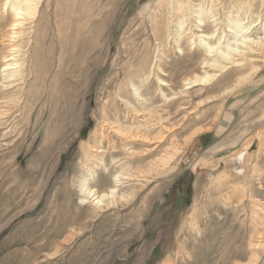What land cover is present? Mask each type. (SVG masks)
I'll return each instance as SVG.
<instances>
[{"label":"rangeland","instance_id":"374dc122","mask_svg":"<svg viewBox=\"0 0 264 264\" xmlns=\"http://www.w3.org/2000/svg\"><path fill=\"white\" fill-rule=\"evenodd\" d=\"M233 1L222 0L225 15ZM191 2L198 9V0ZM165 4L163 0H42L33 23L23 26L17 42L23 64L20 102L15 101L12 115L0 126V264L249 261L254 233L264 229V141L260 145L259 140L264 138V67L254 82L226 98L217 128L197 135L172 163L159 164L157 173H151L149 183L131 201L98 213L80 204L79 183L94 161L84 157L80 143L89 141L104 109L107 120L118 121L123 128L132 124L119 96L140 103L133 88L127 96L120 91L125 75L132 74L134 87L141 86L143 93L150 85L143 96L145 107L165 109L163 96L168 91L157 94L154 79L144 83L138 64H152L155 41L150 36L161 31L153 27L152 16L164 11ZM252 4L248 15L255 21L257 13L264 15V5L258 0ZM0 16L1 59L10 7ZM165 19L157 18L163 23ZM262 24L253 30L255 36L262 33ZM233 37L229 34L223 41L233 44ZM159 50L160 55L162 47ZM163 51L162 58L155 53L159 60L153 64L162 61L166 67L158 73L160 78L175 83L197 67L201 57L196 49L176 54L168 43ZM239 70H229L207 87L187 90L188 95H180L177 109H168L173 114L217 96L245 72ZM216 105L207 101L184 121L178 122L181 115L175 114L170 121L177 124L175 143L207 126ZM167 145L131 158L127 165L140 169L156 162ZM101 147L93 155H103L104 166L92 168L89 183L106 192L120 164L113 159L124 155L118 142L115 148L105 142ZM236 190L241 200L225 205V197ZM255 264H264V247Z\"/></svg>","mask_w":264,"mask_h":264},{"label":"bare ground","instance_id":"6f19581e","mask_svg":"<svg viewBox=\"0 0 264 264\" xmlns=\"http://www.w3.org/2000/svg\"><path fill=\"white\" fill-rule=\"evenodd\" d=\"M41 1L4 0L2 6L0 5L2 7L0 8V13H4V10L9 7L12 12L11 21L8 25L9 29L7 35H5L7 42L4 44L5 49L2 53L4 55L0 59V96L2 95L0 97V126H3L6 120L12 115L13 105L18 100L19 94H21L18 90L20 88L19 86L23 83L21 75L23 64L18 59L19 55L17 54L20 49L17 42L21 37L23 26L32 24L36 18L38 5ZM252 1L255 0H234L232 10H229V14L226 13L225 15L223 13L224 6L221 3L222 0H198V9L193 8L195 6H191V0H163L166 3L165 10L152 16L154 19L153 27L155 29L158 27L161 28L160 33H152L150 36V39L155 41L153 44L155 47L153 50L154 54L151 52L153 54L152 64L155 59H158L155 53L159 55L160 47H162V54L159 56L161 58L163 57V49L166 48L168 43L170 50H173L176 54L183 53L184 50L191 53L193 49H196L198 53L200 52L201 57L198 60V64H195L197 67L193 66L194 68H191L181 78L179 83H175L171 80H163L160 78L159 74L164 72L162 71V67H166L162 61H158L159 65L157 63L153 64L156 67L155 70L151 67L152 64L149 65L141 61L138 63L142 67L141 72L145 74L144 83H150V80L154 79L157 83L155 89L157 94L163 95L165 91H168V95L163 96L166 99L164 100L165 109L162 110H152L144 106L147 102L145 95L148 94L150 85L148 87V84H146L145 87H148V89L143 93L140 90L142 89L141 86L134 87L133 75H125L124 85L120 86V91L127 96L130 94V87L133 88L132 92L134 91L135 93L133 94L138 97L137 99L135 98L137 100L136 102L140 101V103L135 104L134 101L130 102L126 97L119 96L118 101L125 107L124 115L132 121V124L129 127L123 128L122 124L118 121L107 120V114H105L104 109L98 118L99 121L95 132L89 137V141L80 143L79 149L84 157H91V160L94 159V161H91L87 165L86 172L88 175L79 183L80 204H88L98 213L131 201L149 183L151 173H154V175L157 173L159 164L168 165L172 163L175 158L181 157L190 141L192 142L196 139L197 135H201L204 132H212L217 128L222 118V110L224 108V102L227 100L226 98L243 85L254 82V77L264 67V15L257 13V19L255 21L251 20L252 14L250 13L248 15V13L253 8ZM258 1L261 5H264V0ZM235 5L236 7L234 8ZM233 14L236 17L243 15L244 18L231 20L230 16ZM157 18L166 19L163 23L161 20L158 21ZM226 21L228 25L224 24ZM260 24L263 25L262 33L259 36H255L253 30ZM229 34H232L234 36L233 38L236 37L233 44H227L228 41L226 43L223 41L229 37ZM219 35V39L216 40ZM185 45L186 48L184 47ZM243 67L245 69H242ZM233 68L240 69L239 71L244 70L245 72L236 77L233 83L220 94L206 99L217 104L214 116L212 115L213 117L208 122L209 124L195 129L183 142L176 144L173 132L177 124L170 122L172 118L178 116L175 114L179 112L181 117L178 122L184 121L190 114L189 112H193L201 104H206L207 101H200L190 108L185 104L187 108L176 110L173 114L168 108L174 107L173 109H177L175 105L180 102L181 96L188 95L187 90L197 86L204 88L212 85L221 75ZM263 73L261 72V75ZM105 117L106 119H104ZM257 136L259 138L262 137L261 134H257ZM259 140L261 145L264 138H260ZM104 142L109 148H115L118 142L124 156L119 160H117L118 157L113 159L116 160L115 163H120L116 167L118 172L106 192H99L90 186L89 178L91 174H94L92 168L98 167L100 169L104 166L103 155L101 156L99 153L95 156L93 155L99 148H103L101 146ZM165 142L168 145L156 162L151 161L145 167H139L140 169H131L127 165L131 158L152 154ZM199 164L197 162L192 167L193 170H196L195 166L197 168ZM230 194L229 197H225V205L238 201V199L241 200L242 198L239 190L232 191ZM255 203L258 206L262 205L259 201ZM260 210H263V208H260ZM262 230L263 232L260 230L261 232L254 233L256 240L249 244L251 257L245 264H255L257 262L259 249L264 247V229Z\"/></svg>","mask_w":264,"mask_h":264}]
</instances>
